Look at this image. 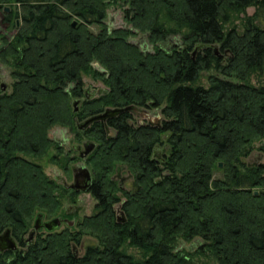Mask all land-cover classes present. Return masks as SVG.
<instances>
[{
  "label": "trees",
  "instance_id": "trees-1",
  "mask_svg": "<svg viewBox=\"0 0 264 264\" xmlns=\"http://www.w3.org/2000/svg\"><path fill=\"white\" fill-rule=\"evenodd\" d=\"M118 1L130 29L104 23L106 2ZM12 2L18 27L5 12ZM250 7L241 30L228 28ZM1 11L15 35L0 48V62L15 70L10 91H0V234L10 229L20 248L0 253V264H199L194 258L205 255L217 264H264V162H242L257 142L264 154V85L250 83L264 78V0H0ZM133 31L152 45L181 35V46L143 51L130 42ZM197 45L217 46L220 55H192ZM210 70L204 87L200 78ZM87 74L103 82L105 94L85 100ZM75 98H84L77 112ZM129 105L163 106L160 126L135 124L126 112L106 122L111 139L101 122L81 132L98 143L86 160L95 212L76 232L25 242L37 214L61 215L67 192L29 159L46 155L54 143L49 129L74 131L105 108ZM55 145L52 160L68 171L71 151ZM117 166L130 173V191L112 180ZM83 235L97 244L79 256L73 244ZM196 238L200 249L174 251L178 241Z\"/></svg>",
  "mask_w": 264,
  "mask_h": 264
},
{
  "label": "rangeland",
  "instance_id": "rangeland-1",
  "mask_svg": "<svg viewBox=\"0 0 264 264\" xmlns=\"http://www.w3.org/2000/svg\"><path fill=\"white\" fill-rule=\"evenodd\" d=\"M106 3H107V8H106L107 17L104 20L106 27L109 30H113V29H117V28H126V27H128V29H130L131 26L128 24L126 25L124 18H123V15H124L123 12L127 8V6H125L124 3H121L120 1L113 3V4L108 3V2H106ZM5 8H8L9 9L8 12L12 13V18H13L12 21L15 22V24H16V22H18V24H16V26L18 27L20 25V21L18 19H14V17H15L14 14L16 11V8L14 7V3L12 2L9 6H6ZM254 12H255L254 7H250L248 9H246L245 15L240 14V15H238V17H233L231 19V23L228 24V28L236 27V28L241 30V25H242V22L245 19V17L252 16L254 14ZM3 15H5V13L3 14L1 11L0 12V48L2 47V45L6 41L12 40L14 38V35H15V29L13 28V26L11 24H6L3 22ZM13 22H12V24H13ZM73 22L76 23L75 20ZM89 30L92 33H97L99 31V28L97 26H91L89 28ZM133 32L136 34H135V36L130 38V42L138 45L141 49H143L145 51L152 52L154 46L155 47L158 46L159 48L164 49V50H167V49L169 50L173 46L174 47H176V46L180 47L181 46V41H182L181 35L170 36V37H168V39L165 42H163V43L160 42L157 45H152V44L148 43L146 36L144 34H139L136 31H133ZM200 53H202V52L200 51ZM219 55H220V53H219ZM221 56H222L221 58H226L225 54L224 55L221 54ZM11 65L12 64H7V63L4 64V63L0 62V83L12 85V83L14 82V79L12 78L11 74L15 70V68H14V66H11ZM93 68L102 71L101 67L96 63L93 64ZM211 74H215V73L212 70L202 73L199 84L203 85L204 87H207L208 86L207 77ZM82 83H83V89H86L87 96L90 97V99H94L96 97H99L98 95L101 93V91L107 90V87L103 84V82L100 80L94 79V77L91 74L82 75ZM250 83L255 85V86H262V85H264V78L254 75L250 78ZM83 97H84V95H83ZM77 99H81V98H75V99H72V101L77 100ZM82 102H80V104L78 105V108L81 107ZM162 107L152 108V109H150V111L152 113H154L155 115H158L161 113ZM139 120H140V122H142V120L139 119V117L133 116V122L135 124ZM82 121L83 120L78 121V123H81ZM81 132H82V130H79V129H76L73 131V130H70L69 128H65L62 126H57V125L53 126L52 128L49 129L47 136L54 143L48 149L45 156L40 157V158H29L30 161L35 162L38 165H40L43 172L45 173V175L47 177H49L50 179H55L56 177H59L60 179H66V182L70 183L72 181V174L71 173L69 174L68 171H65L62 166L56 164L52 160V157L57 156V151L55 150V146H56L55 142L56 141H58V142L62 141L64 144L63 150H66V151L70 150L71 151V148L73 145L81 144L83 141H85L87 139L86 137L82 136ZM161 138H162V141L165 142L167 140V135H163ZM261 144H262V142L255 143L252 150L249 152L248 156L242 159V162L245 165L257 166V165L264 162V154H263V152L259 151V147L261 146ZM73 156L77 157V153L71 151L69 158H71ZM70 164H72V166H76V167L83 165L81 160L71 161V163H68V167ZM114 175H115V170L112 174V177ZM115 176L117 178V181L129 177V173L127 171V168L126 169L124 168L120 173L116 174ZM214 177L215 178H221L222 172L220 170H217L215 172ZM57 183L61 184V181H57ZM132 183H133V179L130 178L123 185V189L125 191H130L132 189ZM117 184H118V182H117ZM116 195H118L120 197V199L122 200L121 201V203H122L124 201V198L122 197L121 191L117 192ZM61 203H62V205H61L60 214H64L66 216L73 217L77 221L78 219L82 220L84 217L91 216L95 212V205L97 204V201L95 200V198L92 196L91 193L80 192V194L72 196V195L68 194L67 192L66 193L64 192V194L62 196ZM121 203L114 206V209L116 211V216L119 218H121V213L119 212L120 211L119 208H120ZM69 208H71V210H72L70 215H68V213H67V209H69ZM45 219L50 220L51 218L45 217ZM65 229H69V231H71V232H76L78 230L77 226H72L70 228H66V226L64 227V225H62L61 228L55 232H61ZM47 234L48 233H46L45 231H40V232H38L37 235H42V237H44ZM96 244H97V240L94 237H91L89 235H83L79 244H73V245H75L74 246L75 247L74 252H75V254L82 256L84 253L85 247L87 245H96ZM202 244H203V242L199 238L192 240V242H179L178 241L175 245L174 251L175 252H181V251L192 252V251H195L197 249H200ZM126 252L128 254H131V255H138V251L133 249V248H130V247L126 248ZM194 260H196L195 262H197L199 264H217V261L212 256H206L205 255V256L198 257V258H194Z\"/></svg>",
  "mask_w": 264,
  "mask_h": 264
},
{
  "label": "water",
  "instance_id": "water-1",
  "mask_svg": "<svg viewBox=\"0 0 264 264\" xmlns=\"http://www.w3.org/2000/svg\"><path fill=\"white\" fill-rule=\"evenodd\" d=\"M9 9L5 8V12H8ZM16 24H18V22H16ZM73 26H75V23H72ZM200 49H210L213 51V53L215 55H218V47L214 46V45H197L194 50L192 55H194L198 50ZM143 50V49H142ZM145 51V50H143ZM11 89V85L5 84V83H0V91L1 92H8ZM101 94H105V91H101V93L98 95L100 96ZM83 95L85 100H90V97L87 96V91L86 89H83ZM83 99H77V100H73L72 101V108L74 112L78 111V105L80 104V102H82ZM129 113L132 116L135 117H139V119L141 120H146L147 124L150 126H156L159 127L160 123L162 121V115L161 113L158 115H155L154 113H152L149 108H142V107H137L134 105H129L126 107H122V108H105L103 110V112L90 116L87 119H85L84 121H82L81 123L77 124V128L79 130H85L87 129L90 125H92L95 122H103L106 123V121H108L109 119H112L122 113ZM139 123L142 124V122ZM105 131L111 134H114V130L109 127V126H105ZM95 145L91 142H87L83 145H74L72 148L73 150L78 152V155L80 158H84L86 157L93 149H94ZM83 150V151H82ZM222 164L219 163L218 167H221ZM116 173H120L121 171V167H117L116 169ZM71 171L73 173V183L70 185H66L64 179H62L63 185L66 188H70L74 191L77 192H87L90 189V181H91V175L89 173V170L87 168L84 167H76V166H72L71 167ZM129 177L131 178V175L129 173ZM80 184V186H78ZM257 194V192H255V195ZM122 217V214H121ZM44 216L43 214L39 213L37 214V216L35 217L32 227L29 230L27 237L24 239L25 242H30L35 234L41 230H45L49 233L57 230L60 225H61V220L60 218H54L48 221H43ZM118 221L123 222L124 219L123 218H119ZM20 248L18 241L12 236L11 234V230L10 229H5L1 234H0V253H4L6 251L9 252H14L16 250H18Z\"/></svg>",
  "mask_w": 264,
  "mask_h": 264
},
{
  "label": "flooded vegetation",
  "instance_id": "flooded-vegetation-1",
  "mask_svg": "<svg viewBox=\"0 0 264 264\" xmlns=\"http://www.w3.org/2000/svg\"><path fill=\"white\" fill-rule=\"evenodd\" d=\"M150 110V109H149ZM88 118V117H87ZM86 118V119H87ZM85 120V119H84ZM83 120V121H84ZM107 122V121H106ZM102 123V125H103V127H104V130H105V126H106V123H103V122H101ZM136 124H138V125H144V124H147V121L146 120H142V124H140L139 123V121H137V123ZM148 125V124H147ZM91 126V125H90ZM89 126V127H90ZM105 134L107 135V137H108V139L110 138H113L114 136H115V132H114V134H111V133H108V132H106L105 131ZM87 142H91V143H93L94 145H95V147H94V149L97 147V145H98V143H96V141H94V140H91V139H89V138H87L85 141H83L81 144H76V145H83V144H85V143H87ZM56 143H58V145H59V147H62L63 148V146H64V144H63V142L61 141V142H58V141H56ZM74 146V145H73ZM72 146V147H73ZM94 149L86 156V157H84V158H80L79 157V155H78V152L77 151H75V150H73V148H71V151L72 152H76L77 153V157H71L70 159H72V161H75V160H81L82 161V163H83V165H80V166H78V167H84V168H87L88 170H89V173H90V175H91V181H90V189L92 188V185H93V174H92V172H91V170H90V168H89V166L87 165V158H88V156L94 151ZM65 152H69L70 150H68V151H66V150H64ZM83 151V150H82ZM69 163H71V161L69 162ZM71 165V166H70ZM69 165V167H68V173L70 174H72V181L70 182V183H67L66 182V179H64V181H65V183H66V185H70V184H72L73 183V173H72V171H71V167H72V164H70ZM117 167H121V171L125 168L126 169V167L125 166H117ZM116 167V168H117ZM120 171V172H121ZM129 173V172H128ZM67 174V173H66ZM68 174V175H69ZM117 173H116V170H115V175H116ZM113 176L112 177V180H115V181H117V178H116V176ZM130 179V177H127V178H124V179H121V180H118L117 182H118V185H119V187L120 188H123V185L126 183V181L127 180H129ZM56 182L57 181H61V186L68 192V194H70V195H73V196H75V195H78V194H80V192H77V191H74V190H72V189H70V188H66V187H64V185H63V182H62V179H60L59 177H56L55 179H54ZM78 186H80V184L78 185ZM81 187V186H80ZM90 189H89V191H87V193H90ZM71 208H69V209H67V213H68V215H70V213H71ZM120 212V211H119ZM121 213V212H120ZM59 218H60V220H61V225H60V227L58 228V229H60L61 228V226L62 225H64V227L66 226V228H70V227H72V226H77V224L80 222V219H78L77 221H76V219L75 218H73V217H70V216H66V215H64V214H61L60 216H59ZM43 221H48V220H46L45 218L43 219ZM57 229V230H58ZM57 230H55V231H57ZM41 231H45V230H41ZM40 232V231H39ZM46 233H49V232H47V231H45ZM54 232V231H53ZM38 234V232L35 234V236ZM34 236V237H35ZM6 252H9V251H6Z\"/></svg>",
  "mask_w": 264,
  "mask_h": 264
}]
</instances>
